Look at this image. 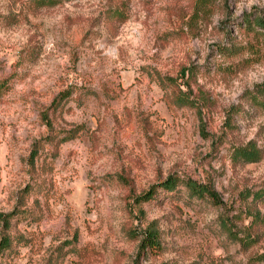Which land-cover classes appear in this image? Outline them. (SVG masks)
<instances>
[{"label": "rangeland", "instance_id": "rangeland-1", "mask_svg": "<svg viewBox=\"0 0 264 264\" xmlns=\"http://www.w3.org/2000/svg\"><path fill=\"white\" fill-rule=\"evenodd\" d=\"M246 17L264 0H0V264H264V229L246 248L222 221L241 236L264 190ZM171 176L221 204L157 187Z\"/></svg>", "mask_w": 264, "mask_h": 264}, {"label": "trees", "instance_id": "trees-1", "mask_svg": "<svg viewBox=\"0 0 264 264\" xmlns=\"http://www.w3.org/2000/svg\"><path fill=\"white\" fill-rule=\"evenodd\" d=\"M242 25L246 26L248 30L256 31L260 29L264 31V18H255L246 17L242 20ZM264 91V89H262ZM264 106V103H261ZM236 156L242 158L245 162H257L261 158V151L255 146L248 145L245 148H239L236 151ZM185 186L187 191L189 192L190 198L197 199H208L213 204H221V200L214 190L213 187L207 184H199L193 180H184L180 181L178 178L169 177L167 180L162 182L159 186L166 192H173L178 188V186ZM157 187L153 189L151 192L144 194L137 198L139 201H149L154 198V195L157 193ZM253 197L252 203L246 206V209L240 210L242 214L245 215L246 218L250 219L249 225L244 229H241L240 236L239 232H236L232 229V225L230 224L231 220L227 217L223 221V227L228 233V235L232 236L235 240L239 241L243 247L251 248L260 243L261 230L264 229V211H262L256 204L258 200L264 199V190H259L254 193H250L248 197ZM9 245V240H2L1 246L6 247ZM160 247L159 238L156 230L149 231L145 238L142 240L141 248L143 250L147 249H156Z\"/></svg>", "mask_w": 264, "mask_h": 264}]
</instances>
